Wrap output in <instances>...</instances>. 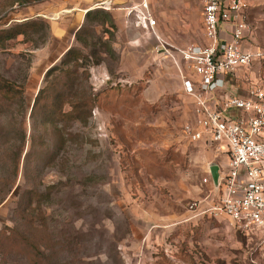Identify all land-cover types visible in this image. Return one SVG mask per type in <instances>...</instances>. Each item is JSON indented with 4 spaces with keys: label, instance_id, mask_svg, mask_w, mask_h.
Returning <instances> with one entry per match:
<instances>
[{
    "label": "rangeland",
    "instance_id": "374dc122",
    "mask_svg": "<svg viewBox=\"0 0 264 264\" xmlns=\"http://www.w3.org/2000/svg\"><path fill=\"white\" fill-rule=\"evenodd\" d=\"M49 1L0 0V77L23 90L27 111L0 115V264H264L261 234L208 214L191 218L192 202L216 195L211 167L225 170L226 146L217 144L216 156L183 137L189 104L175 93L145 98L153 65L166 60L155 54L156 40L146 30L128 27L145 38L140 43L152 63L130 82L119 81L129 48L117 37L112 11L138 0H114L107 10L114 28L88 21V37L95 40L88 47L75 40L79 24H71L69 10ZM152 6L159 28L177 44L204 35L199 0H151ZM240 13L251 27L248 42L264 48V0H244ZM21 24L24 33L6 37ZM62 27L66 33L59 37ZM71 46L102 58L87 66L93 93L118 85L98 96L103 106H94L86 124L52 125L31 117L46 71ZM99 65L111 76L103 86L93 73ZM247 70L254 82H264L258 58ZM33 137L36 147L27 162Z\"/></svg>",
    "mask_w": 264,
    "mask_h": 264
},
{
    "label": "built area",
    "instance_id": "2783aa9c",
    "mask_svg": "<svg viewBox=\"0 0 264 264\" xmlns=\"http://www.w3.org/2000/svg\"><path fill=\"white\" fill-rule=\"evenodd\" d=\"M199 1L205 43L185 46L158 32V19L149 0L125 9L135 24L156 40V55L172 60L183 78L190 70L198 76V82L190 78L183 81L186 93L194 96L196 103V117L183 125V135L194 143L226 146L228 162L214 187L216 195L211 201L192 202L191 218L208 214L247 234H261L264 240V82L250 84L246 96L229 95L221 108L214 109L208 103L211 95L225 91L229 74L248 68L254 58L263 63L264 48L247 40L251 27L240 13L244 0ZM97 5L110 10L112 0ZM227 26L231 28L228 38L224 35Z\"/></svg>",
    "mask_w": 264,
    "mask_h": 264
},
{
    "label": "trees",
    "instance_id": "16d2710c",
    "mask_svg": "<svg viewBox=\"0 0 264 264\" xmlns=\"http://www.w3.org/2000/svg\"><path fill=\"white\" fill-rule=\"evenodd\" d=\"M32 1L34 0H14L17 3H31ZM102 17L106 19L101 20ZM95 20L102 23V25L106 22L112 28L115 27L114 17L106 9L94 8L88 10L85 13L83 24L75 32V40L85 47L95 42L94 37H88V33H93V29L89 27L88 21ZM21 27H23V24L20 25L19 29L9 31L6 37H16L18 34L24 33L25 30H21ZM0 40H4V37L0 36ZM101 61L102 58L96 51L92 54H85L84 50L80 47L71 46L67 49L62 55L59 64L53 65L46 71L44 84L37 91L30 116L40 117L42 121H46L52 125L56 123L70 125L71 122L76 120L86 124L94 106H103L102 101L99 100L98 102V96L103 91L118 85H107L95 93L91 91V87L87 85L89 78L87 66L90 64L98 65ZM262 65L264 66V62ZM127 86L124 85L122 87L126 88ZM130 86L132 87L133 85ZM13 108L16 110H24V114L26 115L27 111H25L23 90L15 82L1 76L0 115ZM34 139L36 138L33 137L30 149L26 153L27 162L28 156H30L29 154L36 147ZM22 144L25 146V133ZM35 214L36 210L33 209V215Z\"/></svg>",
    "mask_w": 264,
    "mask_h": 264
},
{
    "label": "crops",
    "instance_id": "0c3cea01",
    "mask_svg": "<svg viewBox=\"0 0 264 264\" xmlns=\"http://www.w3.org/2000/svg\"><path fill=\"white\" fill-rule=\"evenodd\" d=\"M99 1H103V0H68V2L66 0H51L49 2L54 3V6L60 8V9H68L69 13L73 16L71 18L72 19L71 24L72 23L79 24L78 26H76V28L78 29L84 20L85 13L90 9L99 8L98 5L96 4ZM138 2H139V0H138ZM149 2H150V7H151V0H149ZM112 3L115 4L116 2H114V0H112ZM122 3H123V5H120V6H118L119 7L118 9L113 10L112 14L114 15V17L116 19V23L118 24V27H119L117 37L123 38V40H125V42L128 43L127 48H129V51L125 52L122 55V63L120 66V70L122 71L121 73L124 72L125 75H121L119 81L120 82H128V81L130 82L131 77L135 78V76H137L135 74H138V75H141V73L143 74L146 66L152 62H151V60H149L148 54L150 52L146 49V47L144 45H142L140 43L141 41H143V39H145L141 36L142 34L139 32L135 33V34H131L128 31L129 26H134L137 29L144 30L135 24L134 17L128 16L127 11L125 9L129 5H132L133 3H135V1L134 2L133 1H129V2L127 1V3H125V2H122ZM151 10L154 13L153 6L151 7ZM43 17H44V15H43ZM51 20L52 21L49 22L50 24H52V25L58 24L56 19H51ZM157 30L166 39L177 44L174 41V39L171 38V36H167L165 33L162 32V30L159 28V21H158ZM230 30H231L230 26H227L224 29V35L227 38L230 37ZM65 33H66L65 27L59 28V31L56 32V34L59 37H62L63 35H65ZM150 37H152V36H150ZM189 43H198V44L205 43L204 35L200 37L199 41H194V42H189ZM189 43L183 42L182 44H178V45L185 46ZM131 45H134L136 47V49L135 50L130 49ZM163 59H166V60L161 61V62L153 65L155 75H154V78L150 81L149 87L145 90L144 96H146L145 98L149 100L148 96H152V95L160 96V95L167 94V93H175L180 99H182L183 102H187L189 104L188 110L186 109V114L188 116L186 122L192 121L196 117V115H195L196 114L195 113V108H196L195 98H194V96L186 93L184 86H183V81H184V78H190L192 81L198 82V76L192 70H190V71L185 72V76L183 78V76L180 74V72H179V70L176 67L174 62H173V64H171L170 61H167L168 60L167 58H163ZM93 73H94V78L96 79L98 86H103L111 78L110 73L107 70V67L104 65H99V66L95 67L93 69ZM139 78H140V76H139ZM227 78H228V82L226 83L225 91L224 92H217L216 94L211 95V99L208 101L209 105L214 109L221 108L224 100L229 95L236 94L238 96H246L247 89H248L249 85L254 83V81L256 80V79H254V78H256V77H254V73H251V75H250V72H248L247 68L236 70L233 73L229 74L227 76ZM105 79H107V81L105 83H102V81ZM256 82H258V81H256ZM234 113L237 114L239 112L234 111ZM183 137L186 138L184 135H183ZM187 141L190 143H194L188 139H187ZM194 144L196 146H199V147L201 146L205 149H209L214 154H216V156H218V152L220 150L219 145H217V144L204 145V144H199V143H194ZM223 153H225V149L223 150ZM227 162H228V160L226 162H224L225 166H227ZM222 172H223L222 170H219L220 174Z\"/></svg>",
    "mask_w": 264,
    "mask_h": 264
},
{
    "label": "water",
    "instance_id": "95a60500",
    "mask_svg": "<svg viewBox=\"0 0 264 264\" xmlns=\"http://www.w3.org/2000/svg\"><path fill=\"white\" fill-rule=\"evenodd\" d=\"M211 175H212L214 187L217 188L218 183H219V177H220L219 166L214 165L211 167Z\"/></svg>",
    "mask_w": 264,
    "mask_h": 264
}]
</instances>
